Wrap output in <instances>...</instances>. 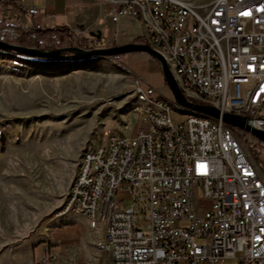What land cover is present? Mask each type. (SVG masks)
Here are the masks:
<instances>
[{"label":"built area","instance_id":"built-area-1","mask_svg":"<svg viewBox=\"0 0 264 264\" xmlns=\"http://www.w3.org/2000/svg\"><path fill=\"white\" fill-rule=\"evenodd\" d=\"M24 1L0 0V7ZM97 1L108 5L113 24L138 21L143 45L157 39L173 49L199 93L192 104L245 117L264 131V0H149V23L139 19L142 0ZM0 38L16 35L1 28ZM134 95L161 96L138 77ZM154 105L157 113L132 115L136 135L106 132L103 143L83 151L86 168L77 170L54 217L62 210L93 214L95 200L108 193L103 264H264V174L249 150L264 143L221 118L199 113V122H176ZM119 194L130 205L119 203Z\"/></svg>","mask_w":264,"mask_h":264},{"label":"rangeland","instance_id":"rangeland-1","mask_svg":"<svg viewBox=\"0 0 264 264\" xmlns=\"http://www.w3.org/2000/svg\"><path fill=\"white\" fill-rule=\"evenodd\" d=\"M137 24H121L129 34L138 35H120L116 46L140 37ZM82 31L89 39L82 38ZM72 32L74 46L66 42L62 48L77 47L79 42L112 47L84 29ZM135 77L175 104L159 64L142 52L118 59L47 61L0 51V264H29L30 248L40 232L43 250L51 234L54 240L66 233L60 228L64 218L54 215L75 179L83 151L103 143L106 132L126 138L139 130L132 117ZM180 114L174 109L173 120H181ZM251 151L257 163H264V145L251 146ZM117 201L130 205L124 194ZM78 221L86 227L85 220ZM69 232L77 234L75 228Z\"/></svg>","mask_w":264,"mask_h":264},{"label":"crops","instance_id":"crops-1","mask_svg":"<svg viewBox=\"0 0 264 264\" xmlns=\"http://www.w3.org/2000/svg\"><path fill=\"white\" fill-rule=\"evenodd\" d=\"M29 9H36V15H29ZM108 5L97 0H25L19 5L0 7V29L19 26L22 28H56L66 27L71 31L84 29L87 32H99L103 42L117 45L120 35L136 37L138 34H129L121 28L122 23H138L140 38L142 28L134 19L123 17L118 24L111 23L107 16ZM107 24L111 28L107 27ZM132 39V38H131ZM133 41V40H132ZM120 57H117L118 59ZM71 217V218H69ZM62 221V238L44 242L43 232H40L38 241L32 245L29 254V264H103V254L99 250L101 243L100 232L103 223L99 220H89L85 216L68 215ZM83 219L86 227L78 221ZM76 228L78 232L73 236L69 232ZM55 233V232H54ZM53 233V234H54ZM57 235V234H56ZM48 255V258L46 256Z\"/></svg>","mask_w":264,"mask_h":264},{"label":"water","instance_id":"water-1","mask_svg":"<svg viewBox=\"0 0 264 264\" xmlns=\"http://www.w3.org/2000/svg\"><path fill=\"white\" fill-rule=\"evenodd\" d=\"M89 35L96 39H100L101 35L99 32H90ZM0 51L10 52L15 55L26 57L34 60H47L56 61L63 60L66 58L72 59H97L113 57H120L123 55L142 52L152 57L159 64L160 69L163 73L164 80L169 87L175 104L179 107L194 110L198 113L204 114L214 119L221 118L222 121L232 128L245 131L252 136L259 139L264 143V131L254 128L251 125V120L245 117L237 116L234 114L224 113L221 114L219 110L211 106L196 105L188 102L184 95L179 90L177 83L174 80L173 75L166 66L165 61L155 51L150 49L148 46L143 44H126L120 46H112L108 48H94V49H81L79 47H65L56 50H44L29 48L21 45L11 44L0 40Z\"/></svg>","mask_w":264,"mask_h":264},{"label":"bare ground","instance_id":"bare-ground-1","mask_svg":"<svg viewBox=\"0 0 264 264\" xmlns=\"http://www.w3.org/2000/svg\"><path fill=\"white\" fill-rule=\"evenodd\" d=\"M112 3H124V0H106ZM139 19H141L142 23L151 22V12L149 7V0H142L141 10H139ZM148 46L151 47L153 51H155L158 55L163 56V60L166 63L169 71L174 77L175 82L181 93L184 95L186 100L190 103H199V93L191 88L190 84H188L186 80V75L183 73L182 66L179 65L175 60V53L173 49H162L161 42L157 39H148ZM136 98V105L132 110V114H136L139 112H148V113H157V106L163 108L167 112L172 115L173 110L176 109L180 111V115L182 117L181 120L190 121V122H199V113L185 109L177 106L176 104H171L161 96L154 97V102L150 98L144 97V95H134ZM86 161H80L78 166V170H85ZM70 190V189H69ZM108 202V193H100V200H95V209H93V214L87 211H77V210H62L59 211V214L56 215L55 218L65 217L67 215H80L85 216L89 220H99L103 224H109V217H104L103 211V203ZM99 250L101 251V247L99 244Z\"/></svg>","mask_w":264,"mask_h":264},{"label":"trees","instance_id":"trees-1","mask_svg":"<svg viewBox=\"0 0 264 264\" xmlns=\"http://www.w3.org/2000/svg\"><path fill=\"white\" fill-rule=\"evenodd\" d=\"M10 29L13 31L16 38L13 40L2 39V41L7 43H16L22 46L27 47H35L37 49H45V50H56L65 46L67 42V46H74L73 40L75 34L66 27H56V28H36L32 26L31 28H22L19 26H12ZM132 43L134 44H143L142 38H137ZM77 47L81 49H94L100 48V46L90 47L83 42H79ZM116 46V45H114ZM117 57H113L111 59H116ZM234 131H237L236 128H232ZM251 152V156L253 160L257 163V156L251 151V147L249 148ZM257 165L264 173V163L258 162Z\"/></svg>","mask_w":264,"mask_h":264}]
</instances>
